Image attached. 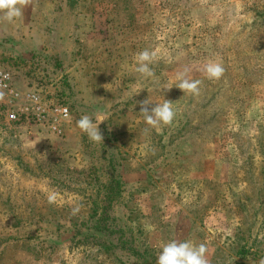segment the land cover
I'll return each instance as SVG.
<instances>
[{"label": "rangeland", "instance_id": "374dc122", "mask_svg": "<svg viewBox=\"0 0 264 264\" xmlns=\"http://www.w3.org/2000/svg\"><path fill=\"white\" fill-rule=\"evenodd\" d=\"M145 49L151 78L135 71ZM184 69L199 95L174 86ZM0 70L69 110L60 134L0 112V264H157L173 240L205 243L210 264L264 259V0H31L0 19ZM145 99L173 102V122L147 125ZM84 115L103 116V143ZM98 219L146 261L86 242L110 235Z\"/></svg>", "mask_w": 264, "mask_h": 264}, {"label": "clouds", "instance_id": "9594fccd", "mask_svg": "<svg viewBox=\"0 0 264 264\" xmlns=\"http://www.w3.org/2000/svg\"><path fill=\"white\" fill-rule=\"evenodd\" d=\"M31 0H0V13L3 19L9 23L14 22L16 18L23 15V9L30 4ZM156 53L145 49L136 54L135 60L137 67L135 71L143 77L151 78L155 76L154 70L150 65L155 61ZM204 72L208 79L219 80L225 72L224 67L218 62H209ZM175 87L180 89L183 93H191L199 95L202 81L199 79H190L188 77V70L178 71L174 77ZM109 84L104 85L105 90ZM171 86H166L164 90H170ZM6 93L0 90V102L5 99ZM140 113L143 114L147 125L156 128L161 124L169 125L175 118V111L173 109V102L164 99L162 103H151L149 99L139 101ZM64 118L69 119L67 109H64ZM104 123L103 116L97 118V122L88 115L82 116L76 121V126L88 138L96 143H103L104 137L100 131L99 125ZM54 196L49 197V203L54 202ZM80 211L79 206L73 209L72 214L75 215ZM208 247L205 243L196 244L192 240H185L182 242L170 241L166 243L157 258V264H210L208 259ZM259 264H264V259L259 261Z\"/></svg>", "mask_w": 264, "mask_h": 264}, {"label": "built area", "instance_id": "2783aa9c", "mask_svg": "<svg viewBox=\"0 0 264 264\" xmlns=\"http://www.w3.org/2000/svg\"><path fill=\"white\" fill-rule=\"evenodd\" d=\"M0 90L6 93L4 101L0 102V112L6 107L8 121L19 122L26 119L47 125L54 133H61L62 122L66 120L63 113L64 109L68 110L67 107H48L34 92H20L14 87L11 75L4 70H0Z\"/></svg>", "mask_w": 264, "mask_h": 264}, {"label": "trees", "instance_id": "16d2710c", "mask_svg": "<svg viewBox=\"0 0 264 264\" xmlns=\"http://www.w3.org/2000/svg\"><path fill=\"white\" fill-rule=\"evenodd\" d=\"M100 213L101 215H104L105 210L103 209ZM97 214H98L97 211H92L90 215L92 217ZM92 227L96 231L111 235V236L108 235L106 238H102L103 236L100 234L98 236L89 235L86 238L85 237L83 238L86 242L88 241V243L96 245L98 247V251H101L102 247L105 249V252H110V250H117L119 248L122 249V251H124L123 250L124 248L130 247L129 250L132 252V254H130L131 256L135 257V259L139 262L146 261V250L140 251L141 248H136L133 246L134 244L136 245L137 240L134 238L128 240L122 238V236L118 235L120 232L113 231V228L111 227L108 221H104L103 219H98L97 221H95ZM110 254H112V252ZM148 264H155V260L153 259V257L151 260L148 261Z\"/></svg>", "mask_w": 264, "mask_h": 264}]
</instances>
